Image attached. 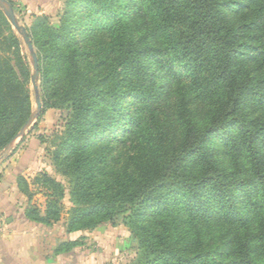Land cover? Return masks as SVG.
<instances>
[{
	"label": "trees",
	"instance_id": "trees-1",
	"mask_svg": "<svg viewBox=\"0 0 264 264\" xmlns=\"http://www.w3.org/2000/svg\"><path fill=\"white\" fill-rule=\"evenodd\" d=\"M68 5L60 27L39 17L29 35L43 111L67 110L53 159L69 186L36 163L38 143L29 146L17 184L31 195L20 171L39 166L34 183L47 203L43 213L26 209L24 223L51 227L68 188L69 231L122 219L138 245L130 264H264V0ZM3 17L0 151L33 110L29 64ZM99 32L110 37L95 50ZM124 141L127 168L112 173L109 154ZM78 245L56 252L78 264Z\"/></svg>",
	"mask_w": 264,
	"mask_h": 264
},
{
	"label": "rangeland",
	"instance_id": "rangeland-1",
	"mask_svg": "<svg viewBox=\"0 0 264 264\" xmlns=\"http://www.w3.org/2000/svg\"><path fill=\"white\" fill-rule=\"evenodd\" d=\"M9 1L13 5L14 11L20 22L26 26L28 33L29 31L33 32L32 28L37 23L39 17L46 18L47 24L49 25L60 27L62 21L67 17L68 10L71 9V6L68 5L69 0ZM0 10L4 15L3 18L9 22L14 34L19 38L21 56L24 61L29 64L30 78L28 87L34 110L36 107L35 91L31 80L33 68L28 47L20 32L11 24L1 7ZM109 37L110 35L106 32L94 33V38L92 39V44H90V46L95 50L101 49L108 41ZM80 38L85 44L88 42L89 38H92V35L90 33L84 37L80 36ZM34 47L37 52L38 48L35 44ZM101 55L102 53L91 55V62L94 65L95 62L101 64ZM101 65H99L100 68ZM39 88L42 99L44 89L41 72ZM66 116L67 110L64 108L50 107L45 111H43L42 108L41 114L36 118L33 125L28 128L27 133L23 137L15 140L10 151L0 158V179L4 178L6 182L9 181L8 176L10 177L13 175V168L19 162L23 152L29 146H36V143H38L39 160H37L36 163L38 162L39 164H42L41 167H43L44 172L57 180L64 182L68 187L69 184L66 176L59 170L53 159L54 152L58 147L57 144H55L56 136L63 132ZM41 137H44V142H40ZM58 141L59 140H57V142ZM2 150L0 151V154H2ZM131 152L132 143L129 141H124L123 143L118 142L115 145V149L109 154L108 170L116 174L124 171V169L127 168L126 162ZM38 167L30 168L21 174L29 182L31 195H27L20 190L17 184V179L16 185L18 190L26 196L22 206L26 209L37 208L38 211L43 213L46 209L47 197L40 186L34 183ZM63 203L64 211L60 219L54 222L50 228H41L35 236L37 237L36 240L39 245V253L41 252L43 259H47V261L52 259L53 262L51 261V264H59L62 260V255L61 253L56 252V248L61 242L68 241L79 242V245L74 248L75 251L79 253L78 264H130L136 258L138 245L133 239L131 229L123 223L122 219L118 218L114 221L102 220L93 228H82L69 231V209L72 207V202L70 200L68 188L66 189ZM60 257L61 259L59 260ZM0 264H2L1 261Z\"/></svg>",
	"mask_w": 264,
	"mask_h": 264
},
{
	"label": "crops",
	"instance_id": "crops-1",
	"mask_svg": "<svg viewBox=\"0 0 264 264\" xmlns=\"http://www.w3.org/2000/svg\"><path fill=\"white\" fill-rule=\"evenodd\" d=\"M27 151L28 148L14 166L13 175L8 176L9 181L6 182L4 178L0 179V261L2 264H51L52 261V259L49 261L43 259L41 252L39 253V245L35 236L41 228L37 226L29 228V225L23 221L26 208L22 204L26 196L17 188L18 175L15 174V170ZM36 156L39 160L38 151H36ZM34 167L35 164L30 165L21 170L20 174ZM61 255L62 260L59 264H65L66 258L63 254Z\"/></svg>",
	"mask_w": 264,
	"mask_h": 264
},
{
	"label": "water",
	"instance_id": "water-1",
	"mask_svg": "<svg viewBox=\"0 0 264 264\" xmlns=\"http://www.w3.org/2000/svg\"><path fill=\"white\" fill-rule=\"evenodd\" d=\"M0 7L2 8L4 13L8 17V19L10 20L11 24L20 32V34L22 35V37H23V39H24V41L28 47V50L30 53V58H31V63H32V68H33L32 74H31V80H32L34 91H35V103H36V107L32 111V113H31L29 119L27 120V122L25 123V125L21 128L20 132L2 150V154H0V158H1L10 151L14 141L17 140L18 138L23 137L27 133L28 128L33 125L36 118L42 112L43 102L41 99L40 88H39V78H40L39 59H38L37 52L35 51V47H34V44L32 42V39L28 33V30H27L26 26L24 24H22L20 22V20L18 19L17 15L14 11L13 5L11 4V2L9 0H0Z\"/></svg>",
	"mask_w": 264,
	"mask_h": 264
}]
</instances>
